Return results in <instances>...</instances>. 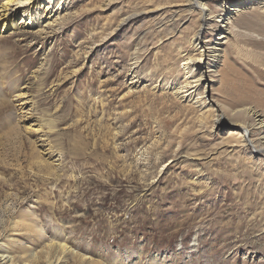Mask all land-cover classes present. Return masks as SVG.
<instances>
[{"label":"rangeland","instance_id":"obj_1","mask_svg":"<svg viewBox=\"0 0 264 264\" xmlns=\"http://www.w3.org/2000/svg\"><path fill=\"white\" fill-rule=\"evenodd\" d=\"M6 1L0 254L264 264V0Z\"/></svg>","mask_w":264,"mask_h":264},{"label":"bare ground","instance_id":"obj_2","mask_svg":"<svg viewBox=\"0 0 264 264\" xmlns=\"http://www.w3.org/2000/svg\"><path fill=\"white\" fill-rule=\"evenodd\" d=\"M52 0H45V2L50 3ZM188 1V6L190 7H193L197 10H199V15H200V18L202 21H205V18H203V14H204V11H205V7H204V4H202V0H187ZM212 1H217V0H212ZM226 0H222V2H224ZM12 3V1H6V2H3V10L0 11V20H1V17L3 18V20L7 21L10 17H12L16 12H17V9L20 8V5H22L20 2L19 4H15L14 6L15 7H8L7 5H9V3ZM22 2V1H21ZM19 5V6H18ZM17 6V7H16ZM263 10H264V2H263V5L261 7ZM218 17V16H216ZM221 17V16H219ZM22 22V21H21ZM27 22V23H26ZM25 22L26 25H30L32 23V18H31V15H28V19L27 21ZM222 21H220L221 23ZM202 28V27H201ZM199 33V32H198ZM223 34H226V32H223ZM223 34H221L217 39L221 40L223 38H226L225 36H222ZM197 40H198V35H197ZM224 43V42H223ZM217 44H221V43H217ZM206 51V50H205ZM213 51H216V50H213ZM216 53V52H215ZM203 54H201V59H207L209 56L205 53L204 54V58L202 56ZM210 55V54H209ZM197 61V60H196ZM192 62V61H191ZM195 62V61H194ZM198 63V61L196 62ZM201 77V76H200ZM259 102V101H258ZM261 103V102H259ZM246 115H252L255 119H254V122L256 123L255 126L258 127V135L260 134L261 137H259V139H263V142L260 143L257 145L258 148H255V150H257V152H263L264 153V117H262L261 114H257L255 111L253 112L252 109H247L246 110ZM258 112V111H257ZM241 113V112H240ZM251 113V114H250ZM245 114V113H244ZM236 115H238L236 113ZM224 116V115H223ZM262 117V118H261ZM224 119V118H223ZM220 122V120H219ZM243 124V123H242ZM253 124L251 125H238V127L242 130V132L244 133V135H248L251 133V130H253V127H251ZM231 126H235L234 124H231ZM246 141V139H245ZM260 141V140H258ZM256 144V143H255ZM30 226V225H29ZM8 252V251H7ZM7 252H3L0 254V263L1 264H15L14 261H13V258L11 255H9ZM23 264V263H22ZM24 264H29L27 262H25Z\"/></svg>","mask_w":264,"mask_h":264}]
</instances>
